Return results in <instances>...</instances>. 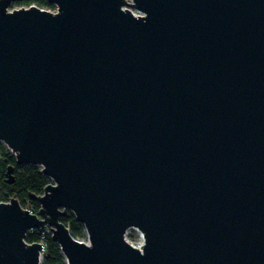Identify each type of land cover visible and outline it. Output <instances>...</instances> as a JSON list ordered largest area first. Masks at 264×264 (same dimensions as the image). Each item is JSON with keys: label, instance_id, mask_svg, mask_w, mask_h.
I'll return each mask as SVG.
<instances>
[{"label": "water", "instance_id": "95a60500", "mask_svg": "<svg viewBox=\"0 0 264 264\" xmlns=\"http://www.w3.org/2000/svg\"><path fill=\"white\" fill-rule=\"evenodd\" d=\"M16 1L0 142L51 182L0 201V264H42L33 230L67 264H264V0Z\"/></svg>", "mask_w": 264, "mask_h": 264}, {"label": "trees", "instance_id": "16d2710c", "mask_svg": "<svg viewBox=\"0 0 264 264\" xmlns=\"http://www.w3.org/2000/svg\"><path fill=\"white\" fill-rule=\"evenodd\" d=\"M37 5L41 8L54 9L55 6L47 0L16 1L13 7ZM13 170V171H12ZM51 180L42 174L41 167L18 165L15 155L0 142V201L7 202L12 197L17 198L24 207L38 213L40 204L31 198V194L41 195ZM62 222L69 227L76 239L87 237L85 227L77 221L73 213L69 212L62 218ZM29 243L42 242L45 245L42 264H67L58 243L52 239L51 233H41L39 230L28 232Z\"/></svg>", "mask_w": 264, "mask_h": 264}, {"label": "built area", "instance_id": "2783aa9c", "mask_svg": "<svg viewBox=\"0 0 264 264\" xmlns=\"http://www.w3.org/2000/svg\"><path fill=\"white\" fill-rule=\"evenodd\" d=\"M33 5H35V4H33ZM31 5H29V6H19V7H30ZM18 8V7H17ZM50 10H55V8L54 9H50ZM138 231V230H137ZM139 232V239H137L136 241H131L129 238H128V240L135 246V247H139V248H141L142 247V245H143V243H144V236H143V234L140 232V231H138ZM80 240V239H79ZM86 242V241H85Z\"/></svg>", "mask_w": 264, "mask_h": 264}, {"label": "rangeland", "instance_id": "374dc122", "mask_svg": "<svg viewBox=\"0 0 264 264\" xmlns=\"http://www.w3.org/2000/svg\"><path fill=\"white\" fill-rule=\"evenodd\" d=\"M19 7V6H16V8ZM48 9V8H46ZM128 238L131 240V241H136L137 239H139V232L137 230H131L129 233H128ZM83 241H87V237L82 239Z\"/></svg>", "mask_w": 264, "mask_h": 264}]
</instances>
